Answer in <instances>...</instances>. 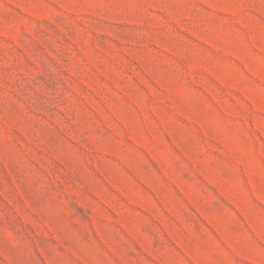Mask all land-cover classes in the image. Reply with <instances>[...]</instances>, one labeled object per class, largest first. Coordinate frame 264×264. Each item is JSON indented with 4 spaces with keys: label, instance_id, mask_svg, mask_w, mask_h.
Listing matches in <instances>:
<instances>
[{
    "label": "rangeland",
    "instance_id": "rangeland-1",
    "mask_svg": "<svg viewBox=\"0 0 264 264\" xmlns=\"http://www.w3.org/2000/svg\"><path fill=\"white\" fill-rule=\"evenodd\" d=\"M0 264H264V0H0Z\"/></svg>",
    "mask_w": 264,
    "mask_h": 264
}]
</instances>
